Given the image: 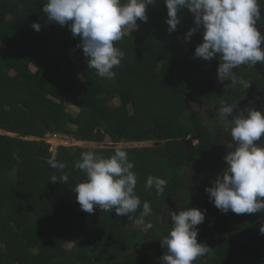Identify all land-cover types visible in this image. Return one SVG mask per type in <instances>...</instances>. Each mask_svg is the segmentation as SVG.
Instances as JSON below:
<instances>
[{
    "label": "trees",
    "instance_id": "obj_1",
    "mask_svg": "<svg viewBox=\"0 0 264 264\" xmlns=\"http://www.w3.org/2000/svg\"><path fill=\"white\" fill-rule=\"evenodd\" d=\"M46 2L0 0V131L15 135L0 134V264H161L166 248L160 240L172 227L164 210L192 208L195 196L185 194L181 209H172L168 201H176L180 187L193 195L206 193L204 185L213 186L216 174L224 170L230 149L222 138L232 141L217 111L222 101L238 105L244 87H226L230 81L216 87L206 76L217 78L219 60L194 56L203 28L185 41L195 27L186 8L170 34L164 0L149 5L147 22L138 19V30L115 43L125 58L114 69L116 77L107 80L87 68V58L77 47L80 38L67 25L47 19L42 11ZM35 22L40 31L32 28ZM245 71L237 77L245 80ZM66 103L78 112H67ZM201 109L207 110L213 131L196 115ZM47 134L85 142L107 138L112 147L59 146L55 159L66 165L61 172L48 164L53 154L43 141ZM190 134L198 145L185 149ZM148 141L158 146L123 150L135 165L141 206L144 201L151 204V230L127 228L135 224L139 210L128 217L99 208L89 214L72 200L73 188L86 179L74 168L82 152L108 157L118 143ZM183 167L190 172L187 179L178 176ZM62 174L68 176L67 183L50 182ZM149 176L167 180L162 194L146 189ZM198 209L206 214L197 226V240L212 250L193 264H264V211L240 214L233 221L231 211L222 213L213 203ZM65 243L72 246L66 249Z\"/></svg>",
    "mask_w": 264,
    "mask_h": 264
},
{
    "label": "clouds",
    "instance_id": "obj_2",
    "mask_svg": "<svg viewBox=\"0 0 264 264\" xmlns=\"http://www.w3.org/2000/svg\"><path fill=\"white\" fill-rule=\"evenodd\" d=\"M156 4L157 0H47L42 11L49 21L67 25L73 37L80 38L77 47L87 58V68L94 69L100 78L112 80L117 75L114 69L125 58L124 51L115 43L122 40L125 31L138 30V19L146 23L148 6ZM164 4L170 34L181 23L179 13L185 8L193 15L195 24L186 33L185 41L203 28V40L196 46L194 56L209 62L218 58V81H230L226 87H250V82L237 77L236 70L253 67L257 62L264 65V35L256 27L261 21L260 0H164ZM32 28L40 31L41 25L35 22ZM237 107L222 101L218 108V119L232 143L227 145L230 151L224 156L226 167L205 192L222 213L254 214L264 211V110L246 107L234 114ZM157 146L158 143L152 147ZM48 164L61 172L66 167L56 161L55 154ZM134 167L127 151L119 147L108 157L95 151L82 152L74 168L83 171L86 179L73 188L80 209L89 214L95 208L114 210L117 216L127 217L139 210L135 224L144 232L151 230L154 225L146 217L152 213V207L148 201L141 206L135 193ZM57 181L67 183L68 176L53 175L50 182ZM166 185V179L149 176L145 187L162 194ZM205 214L206 210L198 208L171 213L172 227L160 240L161 247L166 248L161 264H193L197 258L210 254L212 248L197 240V226L204 222ZM260 233L264 234V225Z\"/></svg>",
    "mask_w": 264,
    "mask_h": 264
},
{
    "label": "rangeland",
    "instance_id": "obj_3",
    "mask_svg": "<svg viewBox=\"0 0 264 264\" xmlns=\"http://www.w3.org/2000/svg\"><path fill=\"white\" fill-rule=\"evenodd\" d=\"M260 3L262 5H264V0H261ZM261 20H263V19H261ZM258 23H260V21ZM128 33H129L128 31H125L124 34H128ZM184 44L187 45L186 42H184ZM180 47H183V46H180ZM29 68H30V71L33 72V73L36 71V68L34 66H30ZM237 70H236V73L240 71V69H237ZM13 75H14V72H10V76H13ZM206 76L210 79V81L213 84H215L216 87H220V86L223 85V82L218 81V79L215 78V75L214 74L210 75V74L207 73ZM253 78H255V77H253ZM261 80L264 82V77L261 78ZM217 84H218V86H217ZM256 84L258 85L259 83L256 82ZM65 105H66L67 112H69L70 114L75 115L78 112V110H77L76 107H74V106H72V105H70L68 103H66ZM196 115L199 117V119L201 120L203 126L206 127V129H208L209 131H213L214 125L212 124V122L208 118L207 110H205V109L196 110ZM0 134L1 135H8V136H11V137H14L15 136L13 134L5 133V132H0ZM102 137H104V136H102ZM218 137H222V136H218ZM222 139L228 145V139H226V138H222ZM33 140H36L37 141L38 139H33ZM43 141L46 144L49 145V151L52 154H55L56 153V151H57V149H58L59 146H64V147H68V148H78L79 147V148H89V149L90 148L91 149L108 148L110 146L112 147V144H111L110 140L107 139V138H105L104 141H102V142H85V141H76V140H74V139H72L70 137L63 136V135H59V134H55V135L54 134H47L44 137ZM159 143H160V145H162V142H159ZM192 143L194 145L197 144L196 141H192ZM192 143H191V145H192ZM153 145H154V142L148 141V142H143V143H127V144L118 143V144H116L114 146H115V148L119 147L121 149H124V148H145V147H152ZM183 146L186 147V148L189 147V145L188 146H185L184 144H183ZM182 170L185 171V172L184 173H181V174H178V176L181 175V177L183 179H187L188 178V174H186L187 173L186 170L184 168ZM217 175L218 174H216V177H217ZM204 186L211 187V185H209V184L204 185ZM189 190L190 189H187V188H184V187H180V189L178 191V195L176 197V201L172 200V202H170V203L172 205L173 204L174 205L172 206L169 203L170 207L172 209L175 206L178 207L179 209L183 208L184 207L183 199L185 197V194L192 195V194L189 193ZM195 195H197V194H195ZM71 198H72V200L75 201L76 200L75 194L71 195ZM191 204H192V208H202V207H204L206 205H209V204H211V202L209 200V195L207 193H205L202 197L193 198ZM176 213H178V211H176ZM163 216L167 217V219L168 218L169 219L171 218V212L169 211V209L166 208L164 210V215ZM238 216L239 215L233 213V216H232L231 219L233 221L234 220H237V219H239ZM231 219H230V221H232ZM146 221L148 222V218L147 217H146ZM164 222H165V220H162V223H164ZM132 227L136 228L138 231L141 230V228L139 226H137L136 224H133V225L132 224H129L127 228H132ZM64 246L66 247V249H69L72 245L69 244V243H65ZM116 260H119V258L117 257Z\"/></svg>",
    "mask_w": 264,
    "mask_h": 264
},
{
    "label": "flooded vegetation",
    "instance_id": "obj_4",
    "mask_svg": "<svg viewBox=\"0 0 264 264\" xmlns=\"http://www.w3.org/2000/svg\"><path fill=\"white\" fill-rule=\"evenodd\" d=\"M261 8L264 9V5H261ZM261 8H260V12H261V17L263 18V20L260 21V23L256 24V27L261 32V34L264 35V11H261ZM261 48L264 49V42H262ZM242 70L243 71L246 70V71L243 72V74L245 73V75L241 76V77H243L246 81L250 82V87L248 89L244 88V90H245L244 98H242L239 101L238 108L234 110V114L236 112H239V111L245 109L246 107H249V108L255 107L257 110L264 107V87H261L262 84L264 85V82L261 80V78L264 77V65H261L259 62H257L256 65H254L253 67L242 66L240 68V71H242ZM253 77H255V78H253ZM256 82H258L259 84L257 85ZM259 87H261L260 90H258ZM229 119H231V117H229ZM188 140L190 142L188 144L190 148L198 145L197 141H196L197 144H195V145L192 143V141H194V140H192V137H190V138L188 137ZM191 143H192V145H191ZM256 143L259 144L260 141H256ZM185 149H186V147H185ZM183 168L186 170V172H187L186 174H188V176H189L190 172L188 173L187 169L185 167H183ZM184 172L185 171L181 170V173H184ZM204 194L205 193H202V194L197 193V195L192 194L191 196H195V198H196V197H202Z\"/></svg>",
    "mask_w": 264,
    "mask_h": 264
},
{
    "label": "water",
    "instance_id": "obj_5",
    "mask_svg": "<svg viewBox=\"0 0 264 264\" xmlns=\"http://www.w3.org/2000/svg\"><path fill=\"white\" fill-rule=\"evenodd\" d=\"M101 137L103 136V133L96 131ZM192 137L191 135L189 136V138ZM157 143H154V146H156ZM169 203L171 202L170 200L168 201ZM171 204V203H170ZM172 205V204H171ZM173 209L175 210V208L173 207Z\"/></svg>",
    "mask_w": 264,
    "mask_h": 264
},
{
    "label": "crops",
    "instance_id": "obj_6",
    "mask_svg": "<svg viewBox=\"0 0 264 264\" xmlns=\"http://www.w3.org/2000/svg\"><path fill=\"white\" fill-rule=\"evenodd\" d=\"M0 132H2V131H0Z\"/></svg>",
    "mask_w": 264,
    "mask_h": 264
}]
</instances>
